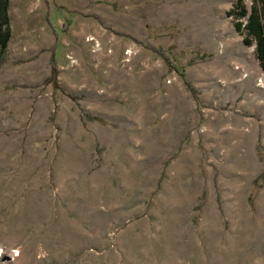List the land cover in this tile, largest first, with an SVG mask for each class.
I'll return each instance as SVG.
<instances>
[{"label": "rangeland", "instance_id": "rangeland-1", "mask_svg": "<svg viewBox=\"0 0 264 264\" xmlns=\"http://www.w3.org/2000/svg\"><path fill=\"white\" fill-rule=\"evenodd\" d=\"M234 1L9 0L0 264H264V74Z\"/></svg>", "mask_w": 264, "mask_h": 264}, {"label": "trees", "instance_id": "trees-1", "mask_svg": "<svg viewBox=\"0 0 264 264\" xmlns=\"http://www.w3.org/2000/svg\"><path fill=\"white\" fill-rule=\"evenodd\" d=\"M8 3L9 0H0V61L10 39ZM226 15L231 19L233 30L241 37V44L252 47L254 58L264 74V0H250L248 6L243 0H235ZM45 19L50 25L47 17Z\"/></svg>", "mask_w": 264, "mask_h": 264}]
</instances>
